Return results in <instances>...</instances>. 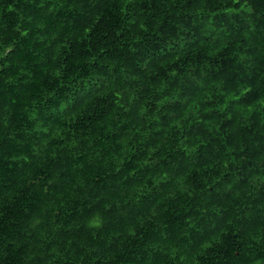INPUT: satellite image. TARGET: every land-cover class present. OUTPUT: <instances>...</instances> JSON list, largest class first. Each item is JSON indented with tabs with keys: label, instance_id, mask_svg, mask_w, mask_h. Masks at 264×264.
Masks as SVG:
<instances>
[{
	"label": "trees",
	"instance_id": "obj_1",
	"mask_svg": "<svg viewBox=\"0 0 264 264\" xmlns=\"http://www.w3.org/2000/svg\"><path fill=\"white\" fill-rule=\"evenodd\" d=\"M0 264H264V0H0Z\"/></svg>",
	"mask_w": 264,
	"mask_h": 264
},
{
	"label": "clouds",
	"instance_id": "obj_2",
	"mask_svg": "<svg viewBox=\"0 0 264 264\" xmlns=\"http://www.w3.org/2000/svg\"><path fill=\"white\" fill-rule=\"evenodd\" d=\"M232 121L225 120L224 124L221 127L220 131H214L217 129V126L212 128L210 131H206L204 128H201L199 133L198 142L202 149H205L207 151L213 150L211 154L208 155L207 158L212 156L216 151L219 152L223 148L224 144H229L233 140V134H234V128H233ZM214 131V132H212ZM224 158H227L231 161V159L228 158V154H224ZM220 160L221 157L218 158L217 161H215V165L217 167H220ZM178 163H174L176 166Z\"/></svg>",
	"mask_w": 264,
	"mask_h": 264
}]
</instances>
